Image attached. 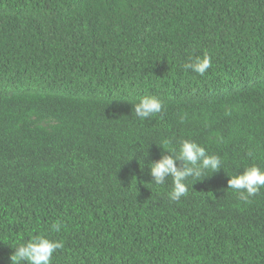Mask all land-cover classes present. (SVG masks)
<instances>
[{
    "label": "trees",
    "instance_id": "obj_1",
    "mask_svg": "<svg viewBox=\"0 0 264 264\" xmlns=\"http://www.w3.org/2000/svg\"><path fill=\"white\" fill-rule=\"evenodd\" d=\"M0 264H264V0H0Z\"/></svg>",
    "mask_w": 264,
    "mask_h": 264
}]
</instances>
